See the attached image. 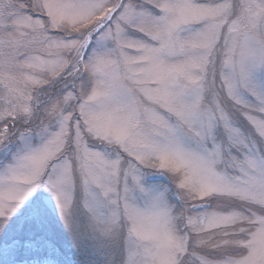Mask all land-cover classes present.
Masks as SVG:
<instances>
[{
	"label": "snow or ice",
	"instance_id": "6c2138e0",
	"mask_svg": "<svg viewBox=\"0 0 264 264\" xmlns=\"http://www.w3.org/2000/svg\"><path fill=\"white\" fill-rule=\"evenodd\" d=\"M0 264H264V0H0Z\"/></svg>",
	"mask_w": 264,
	"mask_h": 264
}]
</instances>
